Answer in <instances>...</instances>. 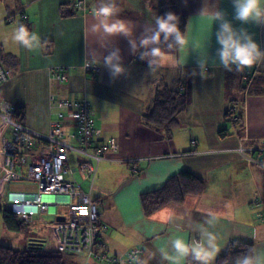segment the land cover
<instances>
[{
  "label": "crops",
  "instance_id": "crops-1",
  "mask_svg": "<svg viewBox=\"0 0 264 264\" xmlns=\"http://www.w3.org/2000/svg\"><path fill=\"white\" fill-rule=\"evenodd\" d=\"M78 1L0 0V60L11 70L10 79L0 84V104L10 101L20 109V121L46 134L51 122L58 120L49 109L50 94L70 100L86 96L97 129L94 144L116 140L118 148L106 153L93 182L82 171L76 176L78 169L73 173L98 204L104 227L96 250L125 257L132 248L141 247V257L130 264H176L164 258L165 253L176 255L173 241L182 238L191 244L207 230L216 235L220 248L212 264L231 241L252 244L254 256L264 261V89L248 91L243 88V80L239 84L241 72L218 66V25L208 13L223 10L234 27L246 28L253 35L262 51L264 24L242 25L234 20L232 0H178L180 11L188 18L186 45L175 51V67L163 66L153 73L147 60L133 54L128 38L91 31L96 22L93 11L101 0H84V8L76 6ZM158 3L159 0H115L118 16L112 19L120 18L133 26V37L139 43L144 26L161 16ZM63 5L68 15H63ZM9 16L14 20H7ZM19 24L40 36L37 50L28 51L11 40L12 30ZM104 43L107 47H101ZM117 47L126 71L111 78L103 57ZM93 49L101 60L96 73L86 72L83 67L92 58ZM202 57L207 58L203 70L198 64ZM56 65L69 66L66 81L51 78L49 68ZM258 65L263 72L264 63ZM179 77L186 84L188 101L178 125L168 134L166 129L146 123L144 116L157 87L172 84ZM238 87L241 93H237ZM242 90L243 98L235 113L243 121L237 125L226 112L232 101L239 102ZM69 131L76 133V125L71 124ZM240 146L253 148L248 155L262 163L246 158ZM134 158L138 160L132 162ZM182 170L204 178L205 192L189 195L182 204L170 203L146 214L142 193L162 187ZM18 190L23 189L8 192ZM36 218L42 223L48 221L44 215L43 220ZM48 222L44 224L49 226ZM187 258L178 264H188ZM74 262L111 263L82 254L75 255Z\"/></svg>",
  "mask_w": 264,
  "mask_h": 264
},
{
  "label": "built area",
  "instance_id": "built-area-1",
  "mask_svg": "<svg viewBox=\"0 0 264 264\" xmlns=\"http://www.w3.org/2000/svg\"><path fill=\"white\" fill-rule=\"evenodd\" d=\"M80 4V2H78ZM25 15H23L24 18ZM258 67V64L255 65ZM66 65L49 68L52 79L66 81ZM86 72L96 73L99 64L85 66ZM11 70L0 63V84L8 81ZM49 109L58 120L51 122L49 131L44 134L35 131L16 116V107L8 100L0 104V196H6L5 185L11 181L33 182L36 190L10 191L5 200L17 217L27 223H34L36 217L46 213L64 216V220L44 221L51 224L50 238L58 250L65 253H84L98 261L108 260L111 264H130L139 259L144 252L141 247L132 248L125 257L109 254L105 249L96 250L103 229L98 213V204L90 192L84 190L82 182L71 176L76 169L84 177H96L99 164L108 151L118 148L111 138L105 144L95 145L97 129L91 103L86 96L70 100L49 95ZM228 113L237 124L239 115L235 107H229ZM75 124L77 132L69 131ZM239 151L246 158L262 163L258 158L248 155L253 148L240 146ZM80 156L78 168H72L69 152ZM134 158L132 162H136ZM134 171L138 170L133 165ZM70 175V176H67ZM64 208V213L60 212Z\"/></svg>",
  "mask_w": 264,
  "mask_h": 264
},
{
  "label": "clouds",
  "instance_id": "clouds-1",
  "mask_svg": "<svg viewBox=\"0 0 264 264\" xmlns=\"http://www.w3.org/2000/svg\"><path fill=\"white\" fill-rule=\"evenodd\" d=\"M232 6L233 19L242 25L264 24V2L262 0H232ZM205 8L201 12L202 15ZM93 15L96 21L91 26L93 33L103 31L108 37L123 35L128 38L133 54H139L140 59L147 60L151 72L154 73L163 66L175 67L177 65L174 53L185 47L186 36L179 28V17L174 12L169 11L162 16H155L152 23L144 26L139 43L133 37V26L123 19H112L114 16H118L115 0H111V2L101 0L99 6L94 9ZM208 15L218 25L215 32L216 40L221 46L216 52L218 66L226 71L243 72L245 69H251L254 65L264 63V51L261 50L260 45L246 28L234 27L233 23L226 18V13L223 10L210 11ZM11 40L28 51H35L41 46L40 36L36 32L30 31L24 24H19L12 30ZM169 41L171 42L169 43ZM101 47H107V43L101 44ZM141 48L144 51H140ZM120 51L117 47L103 57V65L107 68L111 78H116L126 71L125 66L121 63ZM91 57L90 60L85 61V66L101 63L95 49L91 51ZM198 64L203 70L207 64V58L202 57L198 60ZM233 65H235V69H233ZM208 223L212 224V221L209 220ZM173 248L176 255L165 253L164 258L174 261L176 264L189 255L199 264H212L220 251L216 235L207 230L202 232L199 241H193L191 244L182 238H176L173 241ZM237 264H264V261L258 255L245 256L243 259H238Z\"/></svg>",
  "mask_w": 264,
  "mask_h": 264
},
{
  "label": "trees",
  "instance_id": "trees-1",
  "mask_svg": "<svg viewBox=\"0 0 264 264\" xmlns=\"http://www.w3.org/2000/svg\"><path fill=\"white\" fill-rule=\"evenodd\" d=\"M79 2V1H78ZM77 2V4H78ZM62 6L63 15H68ZM159 14L162 16L171 11L179 17V28L186 33L187 14L180 11L178 7V0H159L158 3ZM23 19L27 15L23 10L20 11ZM10 22L13 17L7 18ZM171 41H169L170 43ZM0 63L6 67L2 61ZM7 68V67H6ZM245 83L249 77L254 75L250 85H244L243 88H248V91L253 89L255 91H263L264 89V71L260 66H253L251 69H245L241 72ZM180 78V77H179ZM177 78L172 84H160L154 96L151 106L144 116L146 123L155 126L158 129H166L170 134L172 130L178 125L181 113L185 110L187 105L186 84L182 78ZM19 108H16V116L19 115ZM230 113L226 112V116ZM231 116V115H230ZM241 124L242 117L239 116ZM232 121V120H231ZM206 181L204 178L189 171L182 170L179 173L170 177L166 183L155 190L144 192L141 195L142 206L146 214H152L154 211L170 204H182L189 195H200L205 192ZM0 213L2 216V224L5 229L13 232H23L28 229L29 223L20 220L17 214L4 203L0 201ZM32 246L27 249H16L7 245H0V264H65V252L57 248L48 249L44 244L35 239ZM72 254V253H69ZM84 253H75L79 255ZM88 256V255H87ZM245 256H254V246L247 242L231 241L225 253L221 254L216 264H237L238 259H243ZM188 264H199L193 260L189 255L187 258Z\"/></svg>",
  "mask_w": 264,
  "mask_h": 264
},
{
  "label": "rangeland",
  "instance_id": "rangeland-1",
  "mask_svg": "<svg viewBox=\"0 0 264 264\" xmlns=\"http://www.w3.org/2000/svg\"><path fill=\"white\" fill-rule=\"evenodd\" d=\"M80 4H76L77 7L79 8H84L86 6L84 0H79ZM84 67V66H83ZM246 78H249L248 81L244 84H246L247 86L251 84L254 75L249 77L248 75H246ZM242 80L245 81V79H243V75L241 73V76H238V81L239 84L242 83ZM231 82V81H230ZM233 86H234V80H233ZM237 93H241L240 88L238 87V91ZM50 98V96H49ZM66 98V97H64ZM243 98V90H242V96L240 98H237V101H232V104L229 107H235V109L241 104V99ZM68 99V98H66ZM51 113H53L51 111ZM237 114V113H235ZM230 121V120H229ZM231 122V121H230ZM228 123V122H227ZM69 158H70V162H71V167L72 168H78V164H79V160H80V156L74 152V151H70L69 152ZM76 176H80V170L78 169V171L75 173ZM70 176V175H67ZM71 176H73L71 174ZM21 189L24 188L26 190H36V185L33 182H26V181H11L9 183H7L6 185V196L2 199V196H0V199L5 200L7 198V194L8 191L10 189ZM60 212L64 213V208H60ZM61 216V215H59ZM58 216L56 215H52L49 213L44 214V218H46V220H58L57 219ZM50 225L46 226L44 223L39 222V220H37L35 223H31L28 226V229L26 231L23 232H13V231H9L7 229H5V227L3 226V224L0 222V245H7V246H11L14 247L16 249H27L29 246H32L34 244V242H37V240L35 239H39V242L41 244H44V247L48 248V249H52V248H56L54 241L50 238ZM74 256L75 254H69V253H65L64 256V260H65V264H76L74 262ZM84 256H86L84 254ZM89 259V257H88ZM103 261H108V260H103ZM111 264V263H110Z\"/></svg>",
  "mask_w": 264,
  "mask_h": 264
},
{
  "label": "water",
  "instance_id": "water-1",
  "mask_svg": "<svg viewBox=\"0 0 264 264\" xmlns=\"http://www.w3.org/2000/svg\"><path fill=\"white\" fill-rule=\"evenodd\" d=\"M57 219L58 220H64V216H58Z\"/></svg>",
  "mask_w": 264,
  "mask_h": 264
},
{
  "label": "bare ground",
  "instance_id": "bare-ground-1",
  "mask_svg": "<svg viewBox=\"0 0 264 264\" xmlns=\"http://www.w3.org/2000/svg\"><path fill=\"white\" fill-rule=\"evenodd\" d=\"M36 131V130H35ZM38 132V131H37Z\"/></svg>",
  "mask_w": 264,
  "mask_h": 264
}]
</instances>
